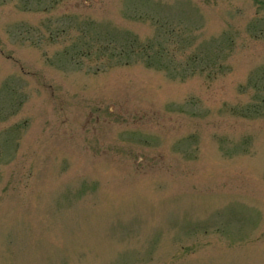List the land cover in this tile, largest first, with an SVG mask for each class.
I'll use <instances>...</instances> for the list:
<instances>
[{
    "label": "rangeland",
    "instance_id": "374dc122",
    "mask_svg": "<svg viewBox=\"0 0 264 264\" xmlns=\"http://www.w3.org/2000/svg\"><path fill=\"white\" fill-rule=\"evenodd\" d=\"M0 264H264V0H0Z\"/></svg>",
    "mask_w": 264,
    "mask_h": 264
},
{
    "label": "trees",
    "instance_id": "16d2710c",
    "mask_svg": "<svg viewBox=\"0 0 264 264\" xmlns=\"http://www.w3.org/2000/svg\"><path fill=\"white\" fill-rule=\"evenodd\" d=\"M173 33H174V32H173ZM175 34H178V32L175 33ZM169 39H170V38H169ZM171 41H172V42H175L174 40H171ZM148 46H149V44L144 45L141 49H143V50H147ZM121 49H122V48H121ZM196 50H197V49H196ZM196 50H194V52H192V53L188 56L187 61H189V62H191V63H193V64H195V62H198V63H199L198 66H201V68H202L203 70H205L206 68H208L207 60H204V59H202V58H195V57H197V54L199 53V51H196ZM146 60H147V58H146ZM148 63H151V61H148ZM185 67H186V66H185Z\"/></svg>",
    "mask_w": 264,
    "mask_h": 264
}]
</instances>
